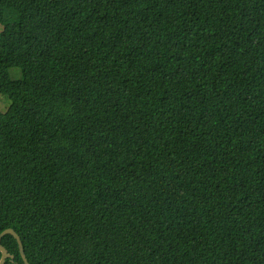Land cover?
Masks as SVG:
<instances>
[{"label":"trees","instance_id":"16d2710c","mask_svg":"<svg viewBox=\"0 0 264 264\" xmlns=\"http://www.w3.org/2000/svg\"><path fill=\"white\" fill-rule=\"evenodd\" d=\"M0 27L29 264H264V0H0Z\"/></svg>","mask_w":264,"mask_h":264},{"label":"water","instance_id":"95a60500","mask_svg":"<svg viewBox=\"0 0 264 264\" xmlns=\"http://www.w3.org/2000/svg\"><path fill=\"white\" fill-rule=\"evenodd\" d=\"M6 236H12L17 241L18 246H19L20 256H21L22 260H24L25 264H29L27 261L26 255H25L24 243H22L20 237L13 230H7L0 235V253L2 254L0 264H5L7 262V260H11V261L14 260V257L11 256L8 253V251L2 246V240Z\"/></svg>","mask_w":264,"mask_h":264},{"label":"rangeland","instance_id":"374dc122","mask_svg":"<svg viewBox=\"0 0 264 264\" xmlns=\"http://www.w3.org/2000/svg\"><path fill=\"white\" fill-rule=\"evenodd\" d=\"M1 29L2 28L0 27V30ZM10 74L13 75V79H17L18 74L15 73V70H12ZM9 107L10 103L7 101V99L3 96H0V112L5 113L6 111H8Z\"/></svg>","mask_w":264,"mask_h":264}]
</instances>
